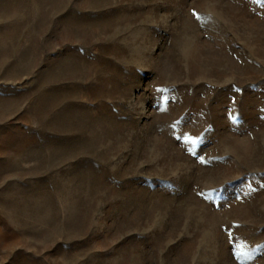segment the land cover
I'll return each mask as SVG.
<instances>
[{"label": "rangeland", "instance_id": "1", "mask_svg": "<svg viewBox=\"0 0 264 264\" xmlns=\"http://www.w3.org/2000/svg\"><path fill=\"white\" fill-rule=\"evenodd\" d=\"M0 264H264V0H0Z\"/></svg>", "mask_w": 264, "mask_h": 264}]
</instances>
